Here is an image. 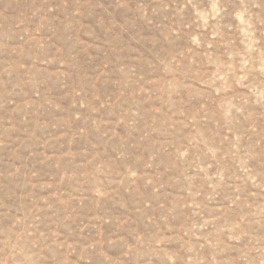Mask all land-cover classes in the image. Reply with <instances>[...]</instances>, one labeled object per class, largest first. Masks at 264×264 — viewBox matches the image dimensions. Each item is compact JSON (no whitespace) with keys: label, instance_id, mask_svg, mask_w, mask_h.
I'll use <instances>...</instances> for the list:
<instances>
[{"label":"rangeland","instance_id":"1","mask_svg":"<svg viewBox=\"0 0 264 264\" xmlns=\"http://www.w3.org/2000/svg\"><path fill=\"white\" fill-rule=\"evenodd\" d=\"M0 264H264V0H0Z\"/></svg>","mask_w":264,"mask_h":264}]
</instances>
